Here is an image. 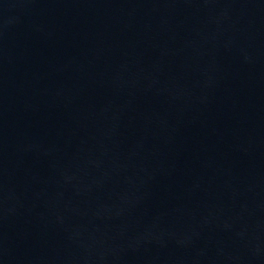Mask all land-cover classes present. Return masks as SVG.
Segmentation results:
<instances>
[{
    "label": "water",
    "instance_id": "water-1",
    "mask_svg": "<svg viewBox=\"0 0 264 264\" xmlns=\"http://www.w3.org/2000/svg\"><path fill=\"white\" fill-rule=\"evenodd\" d=\"M0 264H264V0H0Z\"/></svg>",
    "mask_w": 264,
    "mask_h": 264
}]
</instances>
